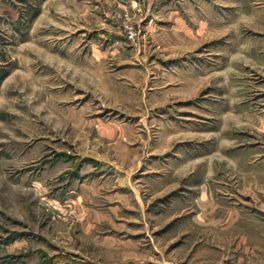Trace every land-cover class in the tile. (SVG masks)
Wrapping results in <instances>:
<instances>
[{"label":"rangeland","instance_id":"obj_1","mask_svg":"<svg viewBox=\"0 0 264 264\" xmlns=\"http://www.w3.org/2000/svg\"><path fill=\"white\" fill-rule=\"evenodd\" d=\"M0 264H264V0H0Z\"/></svg>","mask_w":264,"mask_h":264}]
</instances>
